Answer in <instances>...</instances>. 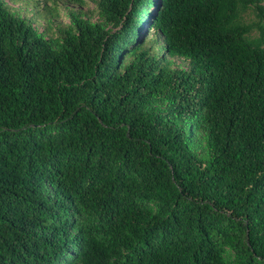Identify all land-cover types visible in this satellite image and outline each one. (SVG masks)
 Here are the masks:
<instances>
[{
  "label": "trees",
  "instance_id": "1",
  "mask_svg": "<svg viewBox=\"0 0 264 264\" xmlns=\"http://www.w3.org/2000/svg\"><path fill=\"white\" fill-rule=\"evenodd\" d=\"M70 1L0 0V264H264L262 0Z\"/></svg>",
  "mask_w": 264,
  "mask_h": 264
},
{
  "label": "rangeland",
  "instance_id": "2",
  "mask_svg": "<svg viewBox=\"0 0 264 264\" xmlns=\"http://www.w3.org/2000/svg\"><path fill=\"white\" fill-rule=\"evenodd\" d=\"M15 13L25 19L38 32H46V38H49L51 33H55L58 27L69 23V16L72 12L80 13L84 19H88L91 23H103L98 18L95 5L92 2H87V6H79L72 3L70 0H26L18 3H11L5 0ZM46 2L47 8L43 11L42 5ZM264 4V0H262ZM251 19V17H249ZM108 28L109 25H106ZM173 67H184L178 59H172Z\"/></svg>",
  "mask_w": 264,
  "mask_h": 264
}]
</instances>
